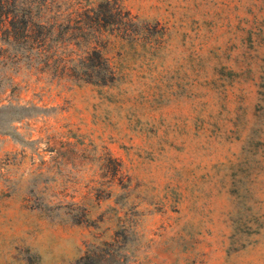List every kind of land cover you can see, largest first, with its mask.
<instances>
[{"label":"rangeland","instance_id":"rangeland-1","mask_svg":"<svg viewBox=\"0 0 264 264\" xmlns=\"http://www.w3.org/2000/svg\"><path fill=\"white\" fill-rule=\"evenodd\" d=\"M15 1L0 264H264V0Z\"/></svg>","mask_w":264,"mask_h":264},{"label":"trees","instance_id":"trees-1","mask_svg":"<svg viewBox=\"0 0 264 264\" xmlns=\"http://www.w3.org/2000/svg\"><path fill=\"white\" fill-rule=\"evenodd\" d=\"M19 3L15 0H0V39L11 48L17 43L27 44L31 42V49L37 50L40 47V41L33 36L34 26L30 25L23 17H21ZM50 37V36H48ZM15 43V44H14ZM18 55V54H17ZM96 56L100 64H104L100 55L93 48L84 52L81 61L93 60ZM35 58H30V63H34ZM96 83L106 85L113 80L107 68H103L101 72L97 66H88L84 74ZM81 77V76H80Z\"/></svg>","mask_w":264,"mask_h":264}]
</instances>
